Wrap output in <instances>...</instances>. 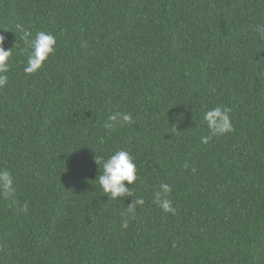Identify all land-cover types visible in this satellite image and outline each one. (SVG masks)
<instances>
[{"label": "trees", "instance_id": "1", "mask_svg": "<svg viewBox=\"0 0 264 264\" xmlns=\"http://www.w3.org/2000/svg\"><path fill=\"white\" fill-rule=\"evenodd\" d=\"M17 23L56 38L35 74ZM260 25L264 0H0L15 45L0 169L16 187L0 199V264H264ZM214 107L231 109L234 131L205 144ZM117 111L133 123L109 132ZM120 149L138 180L109 200L95 157ZM162 183L175 215L153 203ZM135 197L145 205L124 229Z\"/></svg>", "mask_w": 264, "mask_h": 264}, {"label": "clouds", "instance_id": "2", "mask_svg": "<svg viewBox=\"0 0 264 264\" xmlns=\"http://www.w3.org/2000/svg\"><path fill=\"white\" fill-rule=\"evenodd\" d=\"M15 30L20 32L21 39L30 45L32 52L27 59L24 67L25 74L31 75L38 72L43 64L55 53L56 38L51 33L39 31L35 37H31V32L27 30L23 24L17 23ZM257 31L261 39H264V25L257 26ZM8 31H0V88L8 83V73L11 70V58L13 56V48L6 50V36L3 33ZM230 108L214 107L208 109L204 113V121L207 124L209 135L202 136L201 142L208 143L212 137L225 136L234 131L231 121ZM133 123V116L130 112H114L104 122L103 127L109 132L118 128L130 126ZM173 130L175 126H173ZM95 162L99 166L101 174L97 177L98 184L103 193L109 197V200H120L121 198L133 197L134 193L127 185H133L138 180V168L134 157L126 150H115L107 158L100 156L95 157ZM102 169V170H101ZM195 172V169H193ZM172 188L167 183H162L159 190L155 191L153 203L156 204L165 213L176 214L175 208L172 206L171 200L167 196L171 193ZM16 193L15 177L7 169H0V199L8 200ZM145 205V200L141 197H135L126 207L127 212L124 215L127 219L122 221L121 227L127 229L129 220L134 219L137 209ZM27 203L24 204L22 211L27 210Z\"/></svg>", "mask_w": 264, "mask_h": 264}]
</instances>
